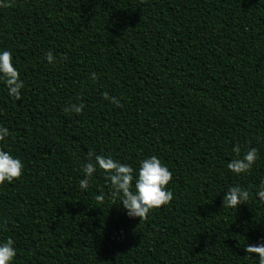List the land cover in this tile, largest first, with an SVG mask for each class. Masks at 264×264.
<instances>
[{
	"label": "trees",
	"instance_id": "16d2710c",
	"mask_svg": "<svg viewBox=\"0 0 264 264\" xmlns=\"http://www.w3.org/2000/svg\"><path fill=\"white\" fill-rule=\"evenodd\" d=\"M0 2L12 5L0 7V52L24 82L16 101L0 81V149L24 165L0 185L12 264H258L244 247L264 242V0ZM81 102L82 114L63 111ZM237 144L258 149L240 175L227 168ZM89 151L134 175L156 155L173 200L141 222L98 166L81 189ZM233 186L249 201L222 208Z\"/></svg>",
	"mask_w": 264,
	"mask_h": 264
},
{
	"label": "clouds",
	"instance_id": "9594fccd",
	"mask_svg": "<svg viewBox=\"0 0 264 264\" xmlns=\"http://www.w3.org/2000/svg\"><path fill=\"white\" fill-rule=\"evenodd\" d=\"M11 3L0 2V7H11ZM12 53L10 51L0 52V81H2L8 90V95L14 97L16 101L22 99L21 90L24 88V82L20 79V73L12 63ZM46 59L49 63L55 62V57L51 51L46 53ZM98 76L95 72L91 74V80L96 82ZM103 98L115 104L116 107H122L120 100L111 97L107 92L103 93ZM85 104L78 105L73 103L65 106L63 111L68 113L82 114ZM9 136L7 127H0V141H4ZM236 158L227 164V168L237 174H243L250 171L258 159V149L248 148L241 156V146L237 144L233 148ZM87 163L83 166L85 179L79 181L81 189H87L93 174L97 171V166L103 171L106 181L111 188V197L115 200L119 198L123 207L127 210L130 217H139L141 222L147 220L152 210L167 206L174 198L171 190L167 186L173 179L172 172L165 166L161 159L156 155L145 158L140 161L138 174L134 175L135 170L127 164L114 160L111 155H97L89 151ZM24 165L18 158L12 156L9 152L0 149V185L7 181L11 183L14 179H19L23 174ZM261 202H264V182H261L260 190L257 193ZM250 193L240 186L230 187L223 199L222 208H238L239 205L249 201ZM95 199L98 202L104 201L103 195H97ZM14 240L8 238L6 242L0 243V264H12L17 255L14 247ZM247 256L253 254L258 256V264H264V242L258 245L247 244L244 247Z\"/></svg>",
	"mask_w": 264,
	"mask_h": 264
}]
</instances>
